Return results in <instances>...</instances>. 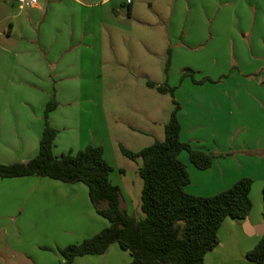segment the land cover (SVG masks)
Segmentation results:
<instances>
[{"label":"rangeland","instance_id":"1","mask_svg":"<svg viewBox=\"0 0 264 264\" xmlns=\"http://www.w3.org/2000/svg\"><path fill=\"white\" fill-rule=\"evenodd\" d=\"M78 1L86 7L83 31L94 54L92 64L81 73L65 69V66L63 71L50 73L51 98L56 94L60 107L57 122L61 135L55 154L60 156L62 152L74 151L72 147L83 149L88 144L102 145L105 159L114 168L111 179L121 187L129 213L144 218L141 207L144 180L139 173L143 160H132L122 149L139 152L157 140L164 141L166 125L175 109L174 100L181 107L185 106L186 114L189 112L188 104L193 105L199 99L192 87L200 84L192 76H184L186 69L195 71L197 81L211 78L214 81L206 82H227L225 87L229 91L246 82L247 75L241 74L233 61L231 44L223 39L214 41L216 35L228 39L233 35L231 23L235 13L232 4L238 0H132L130 8L127 0ZM18 11V4L0 0V30L4 29L1 21ZM220 20L222 23L217 26ZM69 61L71 59H64V65ZM5 63V59H0V101L37 99L40 91L8 83V76L13 75H9ZM150 81L175 87L174 95L150 87ZM244 99L245 96H240L242 102ZM240 115L241 112L236 114L235 120L229 119L234 135L247 132L241 127L245 122H241ZM25 124L33 126L32 133L36 134L34 119ZM245 138L237 140V150L241 151L236 171L240 179L249 177L254 181L250 221L264 223V160L260 164L257 160L253 164L246 163V159L258 155L244 149L247 146L243 143ZM29 142L34 148V137ZM36 146H40L39 139ZM77 150L80 149L74 152ZM181 157L184 160L187 157L188 164L193 165L187 152ZM194 169L200 172L195 166ZM41 179L24 177L0 182V225L13 230L11 242L14 245H11L20 253H9L13 264H64L62 249L94 237L109 225L92 206L86 185L80 184L86 192H76L79 196L75 197L74 191L58 193L54 187H41L38 182ZM191 179L189 189L196 193L203 191L209 182L193 173ZM44 181L47 185L52 181L63 183L49 178ZM244 226L245 221L228 218L218 233L220 244L207 254L205 264H252L247 253L262 236L247 235ZM7 245L9 241L0 232L1 249L7 252ZM111 261L129 264L131 255L115 243L104 255L78 257L72 264H110Z\"/></svg>","mask_w":264,"mask_h":264},{"label":"crops","instance_id":"2","mask_svg":"<svg viewBox=\"0 0 264 264\" xmlns=\"http://www.w3.org/2000/svg\"><path fill=\"white\" fill-rule=\"evenodd\" d=\"M13 4L18 3L13 2ZM18 5L19 11L16 14L1 21L4 29L0 30V59H5L7 71L9 75H13L12 77L8 76V83L17 84L23 89L29 87V89L40 91L41 95L33 101L24 98L0 101V164L25 163L38 154L40 146L39 148L36 146L37 139L41 141L43 136L45 109L53 95V87H50L52 81L49 79L51 71L58 73L63 71L62 68L65 66V69L69 68L70 71H80L81 73L85 67L92 64L94 54L93 49L89 47L88 36L86 37V32L83 31L85 25L83 11L86 7L78 0H36L32 7ZM232 11L235 13V18L231 23L233 35L230 39L227 36L216 35L214 41L223 39L231 44L233 61L240 73L247 75L246 82L238 84L231 91L225 87L227 82L195 84L192 88L199 99H196L193 105L188 104L189 112L187 114L185 106H182L179 112L182 140L190 142L197 149L217 155L213 166L207 170H200L201 173L196 171L193 165L188 164L187 157L186 160L181 157L184 152L180 155V159L187 165L189 173L203 176L209 181L203 191L198 189L199 191L196 193L189 189L192 185L191 179L186 190L197 196L216 195L240 179L236 171L238 162L240 163L238 155L241 151L237 150L236 144L240 137L244 140L246 135L243 143L249 145V148H245L247 147L245 146L244 149L258 155L246 159V163L253 164L254 160H257L260 164L264 160V0H238L232 4ZM220 23L222 20L217 21V26ZM66 58L71 61L64 65L63 61ZM240 96L243 98L245 96L243 100L245 103L240 100ZM31 106L34 108L31 109ZM59 108L50 115L53 126L58 130L55 150L59 148L61 135L57 122ZM244 109H246V113ZM240 112L241 122H245V125L241 127L244 130L247 129V132L242 135H234L229 119L230 121L232 118L235 120L236 114ZM30 119H34L36 123V134L34 135L32 133L33 126L25 124ZM31 137H34L36 148H32L29 142ZM24 138L27 141H24ZM231 145L233 146L231 147ZM76 149L82 148L81 146L71 148L74 151ZM64 153L62 152V154ZM219 154L229 156L224 158ZM5 179L14 178H0V182H4ZM44 179L46 177L38 181L40 186L54 187L58 193H66L70 190L71 193L75 192V197H78L79 193L76 192H86L85 188L80 185L82 183L69 184L49 181L50 183L47 185ZM69 186L74 187L70 189ZM248 220L252 231H254L249 236H263L255 230H263L264 223H252L249 217ZM12 231L6 226L0 225V232L3 233L6 241H9V245L6 246L7 252L0 246V264H13L9 260L10 252L15 255L20 254L11 245L13 244L11 242ZM111 262L110 264H114Z\"/></svg>","mask_w":264,"mask_h":264},{"label":"trees","instance_id":"3","mask_svg":"<svg viewBox=\"0 0 264 264\" xmlns=\"http://www.w3.org/2000/svg\"><path fill=\"white\" fill-rule=\"evenodd\" d=\"M170 63L169 59L168 72ZM188 75L199 84L214 81L211 78L197 81L191 69H186L184 76ZM148 84L160 92L175 93L176 88L169 84L157 85L151 81ZM174 102L164 141L157 140L139 152L122 149L132 160H143L139 173L144 180L141 206L144 218L129 213L121 187L111 179L114 168L105 159L102 145L88 144L77 152L55 154L58 130L50 115L59 107L56 94L46 105L38 154L25 163L0 164V178L37 176L88 187L93 207L109 225L94 237L62 249L64 264L82 256L104 255L115 243L130 253L129 264H205L207 254L220 244L218 233L224 222L228 218L245 221L249 217L254 184L249 177L213 196H197L186 190L191 176L180 155L187 152L199 170L210 169L217 155L182 140L179 118L182 107L177 100ZM247 259L252 264H264V234L247 253Z\"/></svg>","mask_w":264,"mask_h":264},{"label":"built area","instance_id":"4","mask_svg":"<svg viewBox=\"0 0 264 264\" xmlns=\"http://www.w3.org/2000/svg\"><path fill=\"white\" fill-rule=\"evenodd\" d=\"M11 1H13L14 3L25 5L26 7H32L36 3V0H11ZM110 1L111 0H102L101 2L102 3H108ZM132 3H133L132 0H127L126 5L130 6V5H132Z\"/></svg>","mask_w":264,"mask_h":264},{"label":"water","instance_id":"5","mask_svg":"<svg viewBox=\"0 0 264 264\" xmlns=\"http://www.w3.org/2000/svg\"><path fill=\"white\" fill-rule=\"evenodd\" d=\"M116 14L118 15V12H116ZM262 229H263V230L256 229L255 232L260 233V234H264V226H262ZM244 230H245V232H246L248 235H251L252 232L254 233V231H252V227H251V225H250V223H249L248 218L246 219V223H245V226H244Z\"/></svg>","mask_w":264,"mask_h":264}]
</instances>
